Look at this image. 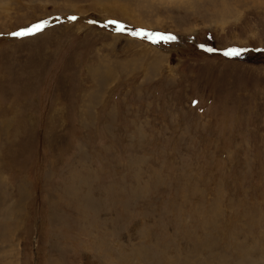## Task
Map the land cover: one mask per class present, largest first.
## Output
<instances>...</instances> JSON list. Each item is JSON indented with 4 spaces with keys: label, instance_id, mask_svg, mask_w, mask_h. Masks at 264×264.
Instances as JSON below:
<instances>
[{
    "label": "rangeland",
    "instance_id": "374dc122",
    "mask_svg": "<svg viewBox=\"0 0 264 264\" xmlns=\"http://www.w3.org/2000/svg\"><path fill=\"white\" fill-rule=\"evenodd\" d=\"M0 264H264V0H0Z\"/></svg>",
    "mask_w": 264,
    "mask_h": 264
},
{
    "label": "snow or ice",
    "instance_id": "6c2138e0",
    "mask_svg": "<svg viewBox=\"0 0 264 264\" xmlns=\"http://www.w3.org/2000/svg\"><path fill=\"white\" fill-rule=\"evenodd\" d=\"M72 19H75V17H73ZM111 23H116V22L112 21ZM45 26H46V24H36L32 28L25 29L23 31L13 33V35H15V36L31 35V34H34L36 32L41 31ZM119 30L120 31H124L123 26H121ZM133 35L147 36V37L153 39L154 42L171 41V40L176 39V37L173 36V35H165V34H162V33L153 34V33H146V32H136V33H133ZM209 51H212V49H209ZM245 51H247V49L231 48L227 52H225V55L226 56H230V57H239V56L243 55V53Z\"/></svg>",
    "mask_w": 264,
    "mask_h": 264
}]
</instances>
